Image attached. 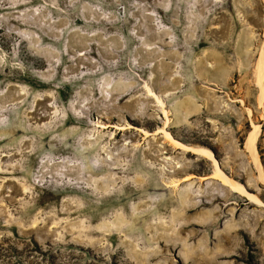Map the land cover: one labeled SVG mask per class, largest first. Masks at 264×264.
<instances>
[{"label":"rangeland","instance_id":"obj_1","mask_svg":"<svg viewBox=\"0 0 264 264\" xmlns=\"http://www.w3.org/2000/svg\"><path fill=\"white\" fill-rule=\"evenodd\" d=\"M263 42L264 0H0V264H264V208L166 136L264 202Z\"/></svg>","mask_w":264,"mask_h":264},{"label":"bare ground","instance_id":"obj_2","mask_svg":"<svg viewBox=\"0 0 264 264\" xmlns=\"http://www.w3.org/2000/svg\"><path fill=\"white\" fill-rule=\"evenodd\" d=\"M255 75H256V82H257V88L259 89V101H260V108H264V42L261 46L260 52H259V58L256 63L255 67ZM248 114L250 116H253V112L249 109ZM251 131L247 134L246 141L244 143V150L249 155V157L253 160L256 169L259 172V178L261 183H264V174L262 171V165L259 159V152L257 151V143L258 140L262 134L261 125L253 123L251 125ZM166 133V132H165ZM168 142L174 146L178 150H182L187 153H191L197 157L205 158L208 161L212 163V166L214 168L212 177L215 178V180L220 181L224 188L230 193V194H237L242 198H245L250 205H253L257 208H264V202L261 201L257 195L250 193L243 184L238 182L237 180L233 179L232 177L228 176L222 169L220 168V164L217 161V159L214 157V154L209 149H206L204 147H194L187 144H184L175 138L171 136V134H166ZM177 168H181V165L178 164ZM262 183V184H263ZM171 184H173L174 188H179L182 182L177 180H172ZM218 194H220L222 197H226L227 192L222 190ZM233 202H230L229 204H232ZM185 219V218H184ZM183 219V220H184ZM160 227V226H158ZM164 231H167L171 229V226L169 225H162L160 227ZM159 228V229H160ZM174 233H178L179 229L173 230Z\"/></svg>","mask_w":264,"mask_h":264},{"label":"crops","instance_id":"obj_3","mask_svg":"<svg viewBox=\"0 0 264 264\" xmlns=\"http://www.w3.org/2000/svg\"><path fill=\"white\" fill-rule=\"evenodd\" d=\"M259 108H260V106H259ZM260 109H263V108H260ZM252 125V124H251ZM252 127V126H251ZM262 129V128H261ZM250 131H251V129H250ZM262 137V134H261V136H260V138ZM246 138H247V136H246ZM260 138H259V140H260ZM259 140H258V142H259ZM245 141H246V139H245ZM257 145H258V143H257ZM244 146V145H243ZM243 150H244V147H243ZM245 151V150H244ZM257 151H258V148H257ZM246 153V152H245ZM248 155V154H247ZM249 156V155H248ZM252 160V159H251ZM210 162V161H209ZM252 162H253V160H252ZM253 164H254V162H253ZM254 166H255V164H254ZM255 169H256V166H255ZM256 171H257V173H258V178H259V172H258V170L256 169ZM215 179V178H214ZM235 194V193H234ZM237 195V194H236ZM239 196V195H238ZM240 197V196H239Z\"/></svg>","mask_w":264,"mask_h":264},{"label":"water","instance_id":"obj_4","mask_svg":"<svg viewBox=\"0 0 264 264\" xmlns=\"http://www.w3.org/2000/svg\"><path fill=\"white\" fill-rule=\"evenodd\" d=\"M214 154V153H213ZM214 157H215V154H214ZM216 158V157H215Z\"/></svg>","mask_w":264,"mask_h":264}]
</instances>
